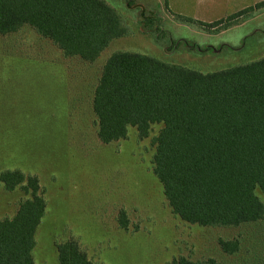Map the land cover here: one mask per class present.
I'll return each instance as SVG.
<instances>
[{
  "label": "rangeland",
  "instance_id": "374dc122",
  "mask_svg": "<svg viewBox=\"0 0 264 264\" xmlns=\"http://www.w3.org/2000/svg\"><path fill=\"white\" fill-rule=\"evenodd\" d=\"M103 1L127 34L94 63L64 58L28 27L0 36V173L36 177L46 204L34 237V264H58L55 244L68 239L78 242L91 264H171L179 257L264 264V218L224 229L189 225L172 214L152 173L153 139L161 125L145 140L129 128L125 140L103 145L91 110L101 68L117 52L203 74L259 60L264 9L231 28L206 32L178 21L165 0ZM226 2L206 11L204 0H191L184 16L205 23L226 19L240 10ZM143 17L160 22L149 28ZM257 195L264 203V195ZM25 198L20 189L7 192L0 184V219L11 218ZM121 212L127 230L119 225ZM219 240H238L240 250L224 254Z\"/></svg>",
  "mask_w": 264,
  "mask_h": 264
},
{
  "label": "trees",
  "instance_id": "16d2710c",
  "mask_svg": "<svg viewBox=\"0 0 264 264\" xmlns=\"http://www.w3.org/2000/svg\"><path fill=\"white\" fill-rule=\"evenodd\" d=\"M264 9V0L211 23L174 15L203 31L231 28ZM143 16V14H142ZM144 26L159 24L143 17ZM30 28L66 59L94 63L127 34L103 0H0V36ZM159 29V28H158ZM160 30V29H159ZM91 110L103 145L127 138L153 139L152 173L172 214L200 227L231 229L264 218V56L249 64L203 74L126 52L110 55L94 87ZM7 192L26 197L11 218L0 219V264H34L35 233L46 204L38 180L21 172L0 173ZM127 230L124 212L118 217ZM224 254L240 250L238 240H219ZM58 264H91L77 241L55 244ZM171 264H220L184 257Z\"/></svg>",
  "mask_w": 264,
  "mask_h": 264
},
{
  "label": "crops",
  "instance_id": "0c3cea01",
  "mask_svg": "<svg viewBox=\"0 0 264 264\" xmlns=\"http://www.w3.org/2000/svg\"><path fill=\"white\" fill-rule=\"evenodd\" d=\"M217 1L218 0H204V6L207 7L206 11H208V10L212 11L213 9H216L217 7H219L220 4L217 3ZM219 1L227 4V2H226L227 0H219ZM250 1L251 0H228V2L230 4H232V5L236 4L238 9H240V10H243L245 8H248V7H252V6H249ZM190 3H191V0H165V4L168 7L167 9L170 12V14L179 15V16L187 15L185 12V7L188 6ZM223 3H222V5H225ZM199 4H201V3H199ZM240 10H238V11H240ZM173 11L177 14H175ZM201 15H203V14H201ZM184 17H186V16H184ZM198 18L197 17L196 18L191 17V19L203 22L201 20H198ZM206 23H211V22H206Z\"/></svg>",
  "mask_w": 264,
  "mask_h": 264
}]
</instances>
